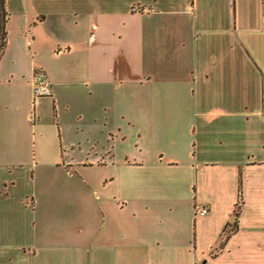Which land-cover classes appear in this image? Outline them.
<instances>
[{"label":"crops","instance_id":"1","mask_svg":"<svg viewBox=\"0 0 264 264\" xmlns=\"http://www.w3.org/2000/svg\"><path fill=\"white\" fill-rule=\"evenodd\" d=\"M6 8L0 264H264V0Z\"/></svg>","mask_w":264,"mask_h":264},{"label":"trees","instance_id":"2","mask_svg":"<svg viewBox=\"0 0 264 264\" xmlns=\"http://www.w3.org/2000/svg\"><path fill=\"white\" fill-rule=\"evenodd\" d=\"M9 13L6 8V0H0V58L7 46V26ZM240 197V195H239ZM240 215V203L238 202L233 213L234 221L229 223L221 233L220 242L216 250L222 249L226 241L238 231V219Z\"/></svg>","mask_w":264,"mask_h":264},{"label":"built area","instance_id":"3","mask_svg":"<svg viewBox=\"0 0 264 264\" xmlns=\"http://www.w3.org/2000/svg\"><path fill=\"white\" fill-rule=\"evenodd\" d=\"M33 101L49 97L51 95V85L46 75L42 72H35L31 81ZM36 116L32 115L31 119L35 120ZM209 214V209L202 205L194 207L195 217H205Z\"/></svg>","mask_w":264,"mask_h":264},{"label":"rangeland","instance_id":"4","mask_svg":"<svg viewBox=\"0 0 264 264\" xmlns=\"http://www.w3.org/2000/svg\"><path fill=\"white\" fill-rule=\"evenodd\" d=\"M11 26V25H10ZM15 25L14 26H12V28L10 29V31H9V33H10V35H9V41L10 42H13V44L16 42V35H15V33H14V31H15ZM12 44V45H13ZM12 47V46H11ZM50 111V110H49Z\"/></svg>","mask_w":264,"mask_h":264}]
</instances>
